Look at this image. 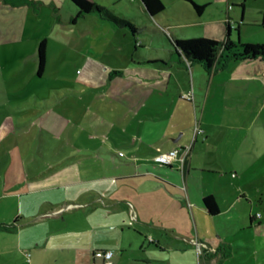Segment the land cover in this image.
<instances>
[{
    "label": "crops",
    "instance_id": "1",
    "mask_svg": "<svg viewBox=\"0 0 264 264\" xmlns=\"http://www.w3.org/2000/svg\"><path fill=\"white\" fill-rule=\"evenodd\" d=\"M162 1L164 11L152 15L142 0H96L136 28L134 19L159 24L141 29L166 40L158 41L164 52L146 57L135 54L144 45L136 42L137 32L95 13L82 16L109 32L118 29L123 37L131 34L134 53L129 54L128 64L110 63L106 68L91 64L94 68L86 72L85 81L111 72L110 81L86 101L80 121L60 113L51 121L56 136L67 137L73 144L84 133L89 139L79 151L67 149L55 164L44 161L42 167L39 162L31 168L33 176L28 177L26 167L24 176H18L22 181L7 192L20 194L18 202L14 199L12 211L0 218V258L4 255L0 264H104L95 253L105 249L114 251L113 264H161L167 256L157 255L155 249L170 255L193 251V221L198 216L216 221L223 212L222 204L232 202L233 196L220 189L216 165L231 167L234 160L230 155L244 152L248 139L223 135L218 127L245 124L254 103L258 108L264 106V60H236L211 70L198 62L188 64L174 51L173 40L180 38L172 27L200 23L202 14L190 9L189 22H171L162 16L164 12L169 14L176 7L183 19L182 8L187 5L181 0H173L172 6ZM226 3L233 40L243 22H261L264 30V0ZM77 12L76 7L74 14ZM44 72L37 70L39 75ZM55 88L62 94L60 87ZM65 91L72 96L80 90L69 87ZM190 91L193 100L182 97ZM37 104L43 105V100ZM196 121L205 133L193 140ZM192 141L182 168L177 163L166 166L154 161L158 153ZM46 178L51 181L45 184ZM39 182L43 184L34 186ZM210 194L221 203L215 215L204 203ZM82 208L83 213L78 211ZM250 218L254 219L252 214ZM199 240L210 249L204 264H220L218 242L208 235L202 238L200 233Z\"/></svg>",
    "mask_w": 264,
    "mask_h": 264
},
{
    "label": "rangeland",
    "instance_id": "2",
    "mask_svg": "<svg viewBox=\"0 0 264 264\" xmlns=\"http://www.w3.org/2000/svg\"><path fill=\"white\" fill-rule=\"evenodd\" d=\"M91 1L96 3V0ZM212 2L206 4L204 13L198 16L200 23L172 27L178 38L226 39V0H219L218 5L216 0ZM180 3L187 5L181 12L186 18L178 17L180 13L176 7L162 16L171 22H189L190 9L195 14L197 11L188 0ZM166 4L172 6L173 0H166ZM76 7L71 0H35V5L20 7L8 6L0 0V218H5L12 211L14 199L18 202L20 194L7 192L22 181L18 176H24L25 167L28 177H31V168L38 166L39 162L42 161V167H45L44 161L55 164L67 149L79 151L89 139L84 133V137L73 144L67 137L56 136L51 121L57 113L80 121L86 101L110 81L111 72L106 77L102 74L89 76V81H85L86 72L94 68L91 64L97 62L104 68L110 63L128 64L129 54L134 53L135 41L130 33L128 38L123 37L118 29L111 33L97 27L87 17H80L76 22L73 20L77 14H74ZM134 23L138 26L136 36L139 40L136 42L139 45L144 42L143 48L135 52L136 56L164 52L161 44L158 45L163 38L141 30L145 26L156 27L159 24L141 18L134 19ZM44 38L48 40L47 64L44 74L39 75L38 47ZM235 41L264 43L261 22H243ZM55 87H60L62 94L59 95ZM69 87L80 91L68 96L65 89ZM41 99L43 105L37 104ZM247 121L245 124L218 127L223 135H241L248 139L244 152L230 155L234 160L231 167L216 165V179L222 182L220 189L233 196L232 202L222 204L223 212L216 221H207L200 216L196 222L193 221L190 229L196 236L193 251L170 255L161 252L160 248L155 249L157 255L167 256L161 264H204L210 249L199 240V233L202 238L208 235L218 242L220 264H264V106L258 108L254 103ZM46 179L45 184L51 181V178ZM43 183L31 184L38 186ZM78 211L83 213L85 210ZM251 214L254 222L250 220ZM199 245L203 246L201 252ZM3 258L4 255L0 260Z\"/></svg>",
    "mask_w": 264,
    "mask_h": 264
},
{
    "label": "trees",
    "instance_id": "3",
    "mask_svg": "<svg viewBox=\"0 0 264 264\" xmlns=\"http://www.w3.org/2000/svg\"><path fill=\"white\" fill-rule=\"evenodd\" d=\"M10 6L35 5V0H2ZM78 8V12L73 18L76 21L78 18L87 13H95L102 18L112 21L114 24L129 28L133 33L137 32L136 26L129 20L115 14L109 8L92 2L91 0H71ZM152 15H157L164 11L165 4L162 0H142ZM193 3L198 14H203L206 4H199L193 0ZM232 25L227 23V38L224 41H219L209 37H194L184 39H174L173 47L176 54L184 57V61L188 64L198 62L207 70L221 65L226 66L231 61L261 58L264 60V43L235 41L231 38ZM236 31H239L236 28ZM47 47L48 40L42 39L38 47L39 69L38 73L42 74L45 71L47 64ZM167 166V165H166ZM169 166V165H168ZM204 203L210 210L211 214L215 215L220 212V207L215 199V196L210 194L204 197ZM253 219V218H252ZM251 219V220H252ZM3 227H7L3 224Z\"/></svg>",
    "mask_w": 264,
    "mask_h": 264
},
{
    "label": "built area",
    "instance_id": "4",
    "mask_svg": "<svg viewBox=\"0 0 264 264\" xmlns=\"http://www.w3.org/2000/svg\"><path fill=\"white\" fill-rule=\"evenodd\" d=\"M182 97L185 99L193 100L194 95L193 92H186L182 94ZM194 139L197 138L198 135H203L205 133V129L201 126V124L196 121L195 127H194ZM193 142L187 143L181 146H176L170 149L169 151L160 152L154 157V161L161 164V165H169L174 166L176 163L179 165V167H183L185 165V162L190 155L193 147ZM120 154H123L122 152ZM149 238L152 240V236L149 235ZM202 247L199 245V251L201 252ZM96 256L103 258L104 264H113V256L114 251L111 249H105V250H98L95 253Z\"/></svg>",
    "mask_w": 264,
    "mask_h": 264
}]
</instances>
